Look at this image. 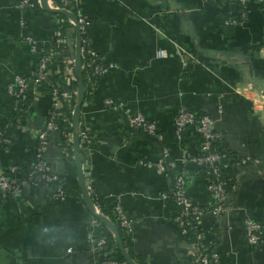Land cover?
<instances>
[{"label":"crops","instance_id":"crops-1","mask_svg":"<svg viewBox=\"0 0 264 264\" xmlns=\"http://www.w3.org/2000/svg\"><path fill=\"white\" fill-rule=\"evenodd\" d=\"M22 2L0 0V123L16 103L8 84L16 74L31 75L38 57L27 38L40 44L63 23L75 38L69 18L44 10L40 0L33 8ZM76 6L94 51L117 64L86 93L81 123L94 138L86 185L113 205L120 202L133 225L125 245L130 257L140 264H195L189 255L194 235L184 234L174 219L176 176H185L188 196L204 208L213 204L209 177L194 163L172 175L151 165L164 150L166 160L176 162L198 151L196 125L181 141L176 132L174 120L187 108L214 119L221 151L232 156L224 169L232 180L231 211L200 221L208 247L220 264H264V240L250 246L244 227L246 218L264 221V3L250 0L247 20L233 28L226 22L238 18L239 8L228 2L77 0ZM108 100L120 109L112 110ZM28 104L24 123L10 131L12 144L0 150L5 165L30 169L36 160L51 96L39 92ZM137 111L156 124L162 140L130 127L128 113ZM46 157L79 193L56 199L27 187L13 199L0 192V264H101L89 249L93 214L78 182L73 133H50ZM243 157L257 162L244 165Z\"/></svg>","mask_w":264,"mask_h":264},{"label":"built area","instance_id":"built-area-1","mask_svg":"<svg viewBox=\"0 0 264 264\" xmlns=\"http://www.w3.org/2000/svg\"><path fill=\"white\" fill-rule=\"evenodd\" d=\"M77 0H62L63 7H58L52 0H47L48 5L54 9H66L71 12L72 8L76 9L74 13L80 23L81 33L86 31L87 21L81 10L77 9ZM209 2L211 0H204ZM214 2H228L239 6L247 4L250 0H212ZM264 3V0H259ZM22 6L33 8L34 5L30 0H23ZM239 17L227 20L226 23L239 25L247 20V12L239 11ZM74 39L65 32L58 31L51 39L38 44L31 38L27 41L35 48H39L37 60L33 66V72L29 76L16 74L7 86L10 95L15 99H24L28 92L37 94L46 91L51 96V108L45 127L41 132V139L37 149L36 160L30 169L21 168L15 164L5 165L0 161V192L5 196L13 199L19 198L24 194L27 187L36 190H48L56 199L67 198L65 191V179L52 170L46 157L47 137L52 132L62 131V122L67 118V112L71 111L72 116L77 103L78 85L75 73V47H76V30L73 27ZM54 45V48L48 46ZM82 69L86 70L89 79L85 86L86 93L92 92L94 87L106 75L111 68L117 67L114 62L104 61L92 48L89 40V33L85 37L82 36ZM258 98H254L252 103L256 109ZM264 100V99H263ZM112 110L118 111L120 106L106 101ZM264 103V101H263ZM16 115L12 119H5L0 123V150L8 148L12 144L10 131L15 127H19L25 121L26 110L17 102L13 106ZM129 125L133 129L144 130L145 132L155 135L159 140L162 136L158 133L157 126L151 122L142 112L128 113ZM72 123V122H71ZM175 128L179 141L182 140L186 131L196 125L201 138V144L198 151L194 154L184 153L182 157L176 161H167L168 151L164 150V156L161 157L154 165L158 172H167L168 168L177 169L189 163H194L204 168L210 166L213 171H222L225 169L227 160L226 154L221 151L222 137L215 129L214 119L208 114H196L195 112L182 108L177 114L175 120ZM83 129L79 131L80 150L84 151L87 159V167L89 159L93 152L92 142L94 138L91 136L89 129L82 125ZM80 126V127H81ZM69 135V140H70ZM219 141V145L214 146V141ZM70 142V141H69ZM67 153V149H65ZM229 161V160H228ZM240 162L244 165L254 164L256 159L251 157H243ZM85 171V170H84ZM210 193L213 204L208 208H201L195 205L186 192V179L182 173H178L175 183L176 201L179 204V215L174 219L182 229L184 234L189 230L198 232L195 241L190 244L189 255L193 258L195 264H220L218 254L210 250L205 239L204 231L200 228L201 219L208 215L228 214L231 208L228 205L230 192L225 189L223 182L212 181L206 187ZM90 192V191H89ZM92 209L96 213H101L98 207L92 203ZM114 211L118 217L119 224L124 228L126 238L132 234L133 225L123 212L120 202L114 204ZM244 227L248 240V244L252 247L259 246L264 240V221L254 219H244ZM109 228L104 225L98 218L93 217L88 228L89 249L93 257L100 258L101 264H128L117 260V249L115 246H109L106 242L103 232ZM132 264H140L131 258Z\"/></svg>","mask_w":264,"mask_h":264},{"label":"trees","instance_id":"trees-1","mask_svg":"<svg viewBox=\"0 0 264 264\" xmlns=\"http://www.w3.org/2000/svg\"><path fill=\"white\" fill-rule=\"evenodd\" d=\"M52 1L58 7H63L64 6V3L62 2V0H52ZM30 2L34 6L38 5V0H30ZM209 2H214V1L211 0ZM237 3L239 5L238 6L239 11L247 12V4L243 5V4L239 3V2H237ZM72 11H73V13L77 12L75 8H72ZM228 19L231 20V19H234V17H232L230 15ZM226 26L233 28L235 25H232L230 23H226ZM67 27H68V24L67 23H63L62 26L60 27L59 31L63 33V32H65ZM86 33H89L88 26H86V31L84 33H82V36L85 37ZM48 48H54V45H50V46H48ZM82 75H83L82 77H83L84 84L86 86L88 81H89V79L87 77V73H86L85 69H82ZM33 96H34L33 92H28L24 99H20V98L18 100L16 99V102H17L18 105H20L27 112L28 108H29V104L28 103L31 102ZM67 113H68L67 114V118H64L63 122H62V126H63L62 132H63L64 135H66V134L68 135V134H71L73 132L72 124H71V122H72V113H71V111L70 112L68 111ZM15 115H16L15 111H12V113L9 116V119H12L13 117H15ZM80 129H83V127L81 126ZM213 145L214 146L219 145V141L215 140L213 142ZM231 157H232L231 155L226 154L227 160L225 162H228V160H230ZM81 160H82L83 165L87 164V159L85 158V154H84L83 150L81 152ZM168 162H169V160H168ZM202 169H204V171L206 172V174L208 175L210 180L217 181V182H223L225 184V189L228 192H230L231 186H232V180L227 176V174H226V172L224 170H222V171H213L210 168V166H205ZM176 171H178V170L177 169L174 170V169L168 168L166 173L172 175L171 172L176 174ZM84 175H85V177H88L89 176V170L86 169L84 171ZM65 183H66L65 191H66L67 195L75 194L76 192H77V194L79 193V188L78 187H75L74 189H71V186L69 185L68 182H66V180H65ZM90 194H91L90 196H91L92 203H94L98 207L99 211L103 215H105L107 218H109L112 222H114L116 224V226H117V228L119 230L120 236H121L124 244L126 245L127 239H126V236H125L124 228H122L120 226V224H119L118 217H117V215L115 214V211H114V205L110 201H107L105 198L100 197L99 194L95 193L91 189H90ZM208 194L210 195L209 192H208ZM173 200H174V203L176 205V216H178L180 207H179V204L176 201V193H174V195H173ZM199 207L204 208L202 206H199ZM92 216L96 217L94 214ZM103 234L105 236L107 244L109 246H115L116 247V249H117V260L120 261V262H125L124 257L122 256V254L120 253V251H119V249L117 247V243H116V240H115L113 234L110 231H108L107 229H105ZM197 234H198V232H195V230H189L186 235L187 236L188 235H192V236L194 235V238L192 239V241H195Z\"/></svg>","mask_w":264,"mask_h":264},{"label":"water","instance_id":"water-1","mask_svg":"<svg viewBox=\"0 0 264 264\" xmlns=\"http://www.w3.org/2000/svg\"><path fill=\"white\" fill-rule=\"evenodd\" d=\"M41 6L44 10L48 12H52L55 14H60L63 15L67 18H69L73 25L75 26L76 30V47H75V73L77 77V85H78V96H77V103L73 112L72 116V129H73V150H74V159L75 163L77 166V173H78V182L79 186L81 188L82 192V197L83 200L86 204V206L89 208V210L94 214L104 225H106L110 232L113 234L117 247L124 257L125 261L128 264H132L131 262V257L128 254V251L126 249V246L120 236L119 230L114 222H112L109 218H107L105 215L102 213H96L92 209V201H91V196L90 192L88 190V187L86 185V179L84 175V170H83V165H82V160H81V150L79 146V131H80V126H81V119H82V106L85 101L86 97V89H85V84L83 81V75H82V54H81V49H82V33H81V28H80V23L78 21L77 16L66 9H54L51 8L47 0H40Z\"/></svg>","mask_w":264,"mask_h":264}]
</instances>
